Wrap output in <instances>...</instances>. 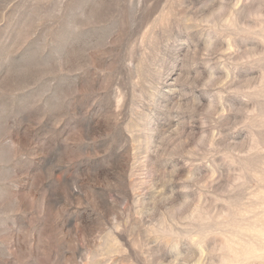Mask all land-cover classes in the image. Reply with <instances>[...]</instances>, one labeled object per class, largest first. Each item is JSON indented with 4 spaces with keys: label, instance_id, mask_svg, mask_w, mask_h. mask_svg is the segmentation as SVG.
I'll use <instances>...</instances> for the list:
<instances>
[{
    "label": "rangeland",
    "instance_id": "374dc122",
    "mask_svg": "<svg viewBox=\"0 0 264 264\" xmlns=\"http://www.w3.org/2000/svg\"><path fill=\"white\" fill-rule=\"evenodd\" d=\"M0 264H264V0H0Z\"/></svg>",
    "mask_w": 264,
    "mask_h": 264
}]
</instances>
